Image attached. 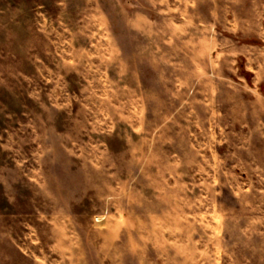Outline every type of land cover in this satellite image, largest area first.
Instances as JSON below:
<instances>
[{
	"label": "rangeland",
	"instance_id": "374dc122",
	"mask_svg": "<svg viewBox=\"0 0 264 264\" xmlns=\"http://www.w3.org/2000/svg\"><path fill=\"white\" fill-rule=\"evenodd\" d=\"M0 264H264V0H0Z\"/></svg>",
	"mask_w": 264,
	"mask_h": 264
}]
</instances>
